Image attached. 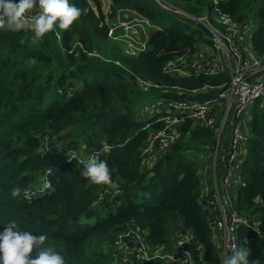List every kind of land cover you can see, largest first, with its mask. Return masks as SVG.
I'll return each mask as SVG.
<instances>
[{
  "label": "trees",
  "instance_id": "1",
  "mask_svg": "<svg viewBox=\"0 0 264 264\" xmlns=\"http://www.w3.org/2000/svg\"><path fill=\"white\" fill-rule=\"evenodd\" d=\"M70 3L87 7V15L39 41L26 28L0 29V231L16 220L23 230L46 233L47 244L66 264H110L118 237L132 223L144 233L150 252L172 251V237L179 233L201 246L196 263L221 264L213 235V187L204 193L201 173L207 165L194 159L214 152L215 128L186 120L179 138L148 166L150 131L162 126L156 119L166 114L152 105L204 101L218 91H186L229 80L227 71L191 77L164 71L199 45L211 46L210 32L198 19L211 26L222 15L247 22L252 49L264 57V0H110L109 16L132 10L156 27L147 50L136 56L107 38L100 0ZM91 50L98 56H89ZM137 80L155 87H139ZM147 124L151 127L144 129ZM245 134L232 197L248 223L237 226L236 236L250 264H264V98L250 104ZM75 149L78 159L67 154ZM93 154L114 169L116 187L86 186L80 160ZM221 173L216 168L217 178ZM16 186L21 196L13 198ZM132 261L167 264L159 258Z\"/></svg>",
  "mask_w": 264,
  "mask_h": 264
},
{
  "label": "built area",
  "instance_id": "2",
  "mask_svg": "<svg viewBox=\"0 0 264 264\" xmlns=\"http://www.w3.org/2000/svg\"><path fill=\"white\" fill-rule=\"evenodd\" d=\"M211 1L217 2V0ZM163 7L169 9L166 6ZM35 11L37 10L26 13V16L35 14ZM109 13L105 15L107 16L105 19L107 38L118 43L127 55L136 56L146 51L150 29L156 28L155 25L148 18L132 10H119L113 17L109 16ZM188 17L195 19L192 16ZM198 21L210 32L211 47L215 54L207 55L198 50L195 54H186L168 62L164 71L181 77L214 76L227 71L229 80L217 86L204 85L200 89L186 91L191 95L218 91L210 99L204 101L176 100L165 104L163 108L166 114L156 119V122L162 123V126L157 128L155 140L161 152L166 150L176 141L181 125L188 119L193 120L196 126L215 128L216 138H221L226 125L229 126V148L225 155L221 178L225 193L223 196H219L218 193L214 194L212 201L216 207L213 235L220 237L222 241L220 253L223 261L224 256L230 255L232 249L239 248L236 236L237 226L248 223V219L235 210L234 199L230 191L240 169L239 157L246 137L249 106L256 99L264 98V57L258 56L252 49L251 33L247 22L236 24L231 22L226 15L220 16L218 25L215 26L209 25L203 18ZM55 35L60 38L59 34L55 33ZM76 44L82 48L79 42ZM72 51L73 49L68 50L67 53L71 54ZM87 54L98 56L95 52H87ZM137 81L139 87H155L149 82ZM150 127L147 124L144 129ZM67 152V154L79 157L73 151ZM213 187L216 188L215 177ZM128 226L129 228L116 241L115 248H119L120 254L131 253V258L136 262L159 258L167 264H198L195 258L196 255H200L201 246L193 237L178 233L172 238V251H164L163 247H157L150 252L144 233L132 223ZM254 229L258 231L256 227ZM123 237L131 238L132 241H127L131 245L124 242Z\"/></svg>",
  "mask_w": 264,
  "mask_h": 264
},
{
  "label": "clouds",
  "instance_id": "3",
  "mask_svg": "<svg viewBox=\"0 0 264 264\" xmlns=\"http://www.w3.org/2000/svg\"><path fill=\"white\" fill-rule=\"evenodd\" d=\"M34 9L37 10L35 14L26 16ZM88 11L87 7H79L70 0H0V29L6 26H15L17 30L26 28L39 41L46 33L55 31L57 26L61 30L69 29ZM80 163L83 165L81 175L88 182L86 186H117L112 180L114 169L109 168L106 160L93 154ZM23 195L29 198L27 192ZM11 196L20 197L21 188L13 187ZM47 241L46 233L34 234L23 230L16 220H9L0 231V264H66L64 256ZM248 254V250L234 248L230 255L224 256L222 264H250ZM251 264H259V261Z\"/></svg>",
  "mask_w": 264,
  "mask_h": 264
},
{
  "label": "rangeland",
  "instance_id": "4",
  "mask_svg": "<svg viewBox=\"0 0 264 264\" xmlns=\"http://www.w3.org/2000/svg\"><path fill=\"white\" fill-rule=\"evenodd\" d=\"M107 17V16H106ZM106 17H105V19H106ZM7 27H9V28H12V29H16L15 28V26H7ZM151 31L153 30V29H150ZM212 38V36L210 35V39ZM91 51H94V52H97L96 50H91ZM199 51H202V52H204V53H206L207 55H214L215 54V51L212 49V47L209 45V47L208 46H205V44H202V45H199ZM98 53V52H97ZM154 102V103H153ZM152 103H153V105H152V108L154 109V108H156V109H164L163 108V106H161L160 104H159V102L158 101H153ZM166 109H168L167 107H166ZM149 111V110H148ZM148 111H145V114L148 112ZM228 130H229V126L228 125H226V127L224 128V130H223V132H222V136L224 135V134H226V132H228ZM156 131H157V129H153V130H151L150 131V134H149V148L147 149L148 150V155L150 156L149 158H147L146 159V162H145V164L146 165H150L151 164V162H152V160H154L155 158H157L158 156H159V154H160V152H161V150H160V148H159V145H158V142L155 140V134H156ZM179 136H180V133L178 134V137L177 138H179ZM221 136V137H222ZM219 139V138H218ZM77 156H79L80 157V149H75L74 151H73ZM149 152H150V154H149ZM214 155H215V152H212V154H210V153H205V154H202V155H200V154H196L195 156H194V159L195 160H197V161H201L202 163H204V165L206 164V165H209L210 164V166H211V163H212V159L214 158ZM218 156H219V154H218ZM203 180V179H202ZM204 182V184H205V186L210 182V179L208 180V179H205V181H202V183ZM205 188V187H204ZM218 189H219V186H218ZM207 190V189H206ZM203 191H205V189H203ZM209 192V191H208ZM176 235H174L173 237H175ZM220 238V237H219ZM218 238V239H219ZM103 250H105V252L107 253V251H108V249H106V248H104L103 247ZM114 251H116V255H115V257H114V259H113V256H112V259L113 260H110V264H134L135 262H133L132 261V258H131V253L130 254H124V255H122V254H120V253H118L117 251H119V248H115L114 249ZM197 251V250H196ZM112 253V252H111ZM123 256V257H122ZM111 257V256H110ZM125 260H128V261H125ZM130 260V261H129Z\"/></svg>",
  "mask_w": 264,
  "mask_h": 264
},
{
  "label": "crops",
  "instance_id": "5",
  "mask_svg": "<svg viewBox=\"0 0 264 264\" xmlns=\"http://www.w3.org/2000/svg\"><path fill=\"white\" fill-rule=\"evenodd\" d=\"M100 2H101V7H102L103 13L105 15H107L110 11V0H100ZM228 148H229V138H228V132H227L221 138H219V139L217 138L216 151H215L214 158L212 159L211 166H210V164L205 166L204 171L201 173L202 179H203L202 181H205V179H208V180L210 179V182L206 186H205L204 182L202 183V187H203V189H205L204 193H208L211 185H212V187L214 186V177H215L216 188L213 187V192H214V194L218 193L219 196L224 195L225 190L221 184V178L223 176V173L220 174V176H219L220 178L219 177L217 178L216 177V168H218V170L220 172H222V170H223L222 166L224 167L225 155H226ZM242 152H244V145L242 147ZM218 154H219V156H218ZM216 161H218L219 167L216 164ZM238 182H239V178H238V175H236L235 180H234V186L231 189L232 192L230 191L232 196L235 195V190H236L235 186H237ZM218 186H219V189H218ZM188 236H190V235H188ZM218 238L219 237H215V241H216L218 247L221 249L222 241L220 240V238L219 239ZM200 254H201V249H200Z\"/></svg>",
  "mask_w": 264,
  "mask_h": 264
},
{
  "label": "bare ground",
  "instance_id": "6",
  "mask_svg": "<svg viewBox=\"0 0 264 264\" xmlns=\"http://www.w3.org/2000/svg\"><path fill=\"white\" fill-rule=\"evenodd\" d=\"M208 195V194H207Z\"/></svg>",
  "mask_w": 264,
  "mask_h": 264
}]
</instances>
